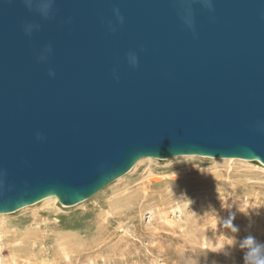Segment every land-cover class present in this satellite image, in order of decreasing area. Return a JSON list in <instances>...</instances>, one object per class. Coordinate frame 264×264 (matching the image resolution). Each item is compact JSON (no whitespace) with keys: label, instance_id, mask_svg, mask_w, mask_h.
Wrapping results in <instances>:
<instances>
[{"label":"water","instance_id":"1","mask_svg":"<svg viewBox=\"0 0 264 264\" xmlns=\"http://www.w3.org/2000/svg\"><path fill=\"white\" fill-rule=\"evenodd\" d=\"M178 156L264 165V0H0V214Z\"/></svg>","mask_w":264,"mask_h":264},{"label":"rangeland","instance_id":"2","mask_svg":"<svg viewBox=\"0 0 264 264\" xmlns=\"http://www.w3.org/2000/svg\"><path fill=\"white\" fill-rule=\"evenodd\" d=\"M172 163L168 164L167 161H161L156 166L158 174L163 179H170L177 176V173H184L193 178L198 171L228 172L230 178L197 188L182 184L179 186L180 190L177 186L169 185L168 192L165 191L164 193L166 198L163 201L145 205L141 213L136 210L131 217V222L127 224L130 228H127L126 232L131 233L129 235L133 241L131 249L135 246L132 250L139 251L140 255L136 254L127 259L117 255L118 252L113 249V245L104 246L100 248L101 250L92 249L91 246H88L82 253L73 255L75 259L73 258L71 264H179L180 261V264H196L198 257H201L200 264H204L203 257L206 255L209 256V264L213 259L219 261L218 264H243V254L246 250L241 249L239 244L245 236L253 235L257 241L264 243V233L262 234L264 232L263 171L254 167L249 168L246 165L227 168V166L198 159L177 163L173 161ZM146 170L147 167L142 164L126 174L119 182L111 183L103 188L97 196L87 201L86 204L83 202L72 208L63 207L65 209L60 213L62 229H65L66 232L87 229L92 222L93 214L96 213L101 202L106 199L105 197L114 189L123 188L129 182L140 179ZM206 214L209 215L208 219L223 217L227 223L234 217V223L240 227L239 231L242 234L240 241L237 243L231 239V234L234 233L231 232L226 223H224L226 232H222L219 229L220 226L212 231L204 227L202 218L204 219ZM224 214L227 216L226 218H224ZM24 217L26 218V216ZM169 222L172 224H167ZM214 239L216 242H213ZM229 239L234 241L232 245L227 244ZM159 243H163V252H160L156 247ZM222 247L229 249L228 255L219 254ZM54 258L55 261H60L59 264H64L60 260V256Z\"/></svg>","mask_w":264,"mask_h":264},{"label":"bare ground","instance_id":"3","mask_svg":"<svg viewBox=\"0 0 264 264\" xmlns=\"http://www.w3.org/2000/svg\"><path fill=\"white\" fill-rule=\"evenodd\" d=\"M194 159L209 161L217 165L227 166V168H233V166L236 167V165H246L249 166V168H258L264 172V165L241 159L178 156L163 161H167L168 164H173V161H176L177 163L184 160ZM160 162L161 160L155 158H144L138 161L130 172L142 164L147 167L146 172L140 179L134 182H129V184L125 185L123 188L114 189L109 195H107V197H105L106 199L101 202L96 210V213L93 214L91 224L84 230L66 232L65 229H62L61 226L63 225L61 223L60 213L65 208H63L64 206L60 204L59 199L55 196L45 198L39 203L26 206L14 213L0 214V264H59L60 261L58 262L54 260V257L58 256H60V260H62L64 264H71L73 263L71 262L74 258L73 255L80 252L82 253L86 247L91 246L92 249H100L107 245H113V249L118 252L117 255L129 259L130 257L139 254V251L136 252L135 249V251L132 250L135 246L131 249V246H133V241L129 236L131 233L128 234L126 232V229L130 228L127 224L131 222V217L135 214L136 210L141 213L145 205L149 203L157 204V202L163 201L164 198H166L164 193L167 191L169 185L177 186L179 188V186L185 184L197 188L210 185L213 182L224 181L225 178H230L228 172L212 173L211 171H198L195 174V177L192 176L193 178L188 177V175L184 173H177V176H173L170 179H163L156 170V166H158ZM123 178L124 176L114 182H119ZM180 189L181 188L178 190ZM97 194L94 196H97ZM94 196L83 202L86 204V202L94 198ZM206 215L204 216V219L202 218V224L204 227L212 231L214 228L216 229V227L220 226L221 228L219 229L222 232L226 230L224 223L227 224V222H225L223 217H213L208 219L207 217L209 215ZM24 216H26V218ZM28 216L29 218H27ZM226 217L227 216L224 218ZM167 224L170 225L172 223L169 222ZM166 225L165 227H167ZM263 233L264 232H262V234ZM132 234L134 233L132 232ZM240 235H242L240 231L231 234V239L238 243L240 237H242ZM131 237L133 238V235H131ZM88 241L89 244H87ZM213 242H216L215 239ZM160 243L158 246L156 245V247L160 252H163V243ZM180 263L181 261L179 264Z\"/></svg>","mask_w":264,"mask_h":264},{"label":"clouds","instance_id":"4","mask_svg":"<svg viewBox=\"0 0 264 264\" xmlns=\"http://www.w3.org/2000/svg\"><path fill=\"white\" fill-rule=\"evenodd\" d=\"M117 15L119 16V10H115ZM121 22H123V17H119ZM227 226L230 228L232 233L239 232V226L234 223V217L232 220L228 221ZM234 243L233 240H227L228 245H232ZM241 249H245L246 251L243 254V264H264V243L257 241L255 236L248 235L246 236L243 241L239 244ZM220 255H228L229 249L221 248L219 250ZM200 258L196 259V264H200ZM204 258V264H209V256L206 255ZM210 264H218V261L213 259L211 260Z\"/></svg>","mask_w":264,"mask_h":264}]
</instances>
